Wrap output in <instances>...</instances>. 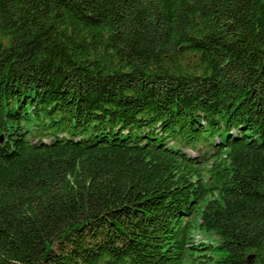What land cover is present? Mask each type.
I'll return each instance as SVG.
<instances>
[{
  "label": "trees",
  "instance_id": "16d2710c",
  "mask_svg": "<svg viewBox=\"0 0 264 264\" xmlns=\"http://www.w3.org/2000/svg\"><path fill=\"white\" fill-rule=\"evenodd\" d=\"M2 136L0 264H264V0H0Z\"/></svg>",
  "mask_w": 264,
  "mask_h": 264
},
{
  "label": "rangeland",
  "instance_id": "374dc122",
  "mask_svg": "<svg viewBox=\"0 0 264 264\" xmlns=\"http://www.w3.org/2000/svg\"><path fill=\"white\" fill-rule=\"evenodd\" d=\"M187 152L191 155H196L197 153L196 152H193V151H189L187 150ZM205 240L204 242L210 244V242L212 241L213 243L216 242V238L213 237L212 235L210 236H206V235H203V234H197L196 235V243H200L201 241Z\"/></svg>",
  "mask_w": 264,
  "mask_h": 264
},
{
  "label": "water",
  "instance_id": "95a60500",
  "mask_svg": "<svg viewBox=\"0 0 264 264\" xmlns=\"http://www.w3.org/2000/svg\"><path fill=\"white\" fill-rule=\"evenodd\" d=\"M0 142H3V136L0 138Z\"/></svg>",
  "mask_w": 264,
  "mask_h": 264
}]
</instances>
